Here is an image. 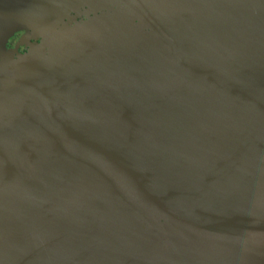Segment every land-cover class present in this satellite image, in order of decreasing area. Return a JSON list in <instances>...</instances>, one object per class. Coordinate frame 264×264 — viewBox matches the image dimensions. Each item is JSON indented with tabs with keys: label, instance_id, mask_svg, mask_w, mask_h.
Listing matches in <instances>:
<instances>
[{
	"label": "water",
	"instance_id": "obj_1",
	"mask_svg": "<svg viewBox=\"0 0 264 264\" xmlns=\"http://www.w3.org/2000/svg\"><path fill=\"white\" fill-rule=\"evenodd\" d=\"M76 1L0 0V264H264V0Z\"/></svg>",
	"mask_w": 264,
	"mask_h": 264
},
{
	"label": "rangeland",
	"instance_id": "obj_2",
	"mask_svg": "<svg viewBox=\"0 0 264 264\" xmlns=\"http://www.w3.org/2000/svg\"><path fill=\"white\" fill-rule=\"evenodd\" d=\"M98 1L99 0H78L75 3L70 2V9H67L63 13L67 14L81 5L82 7H85ZM117 10L118 9H115L113 14H101L98 17L94 14L85 15L84 19L78 20L79 22L77 24L71 25L68 28V38L73 39L76 42L77 45H75V47H77V49H80L82 46H86L88 43H94L95 52L102 54L104 57L112 56L118 58L120 53L118 38L112 37L119 34L122 31V27L128 23L126 22V17L121 16L122 14L115 17L109 16L116 15ZM121 11L122 9L119 8V14ZM57 15L58 14L55 13L54 17ZM56 20L57 19H39V22L42 24H52L55 23ZM96 35L99 36L97 42H95ZM31 45L35 46V43H30L28 48H31ZM114 47L117 48V51ZM20 54L22 55V53ZM133 225L136 226V223L133 222ZM220 237H222V235L216 234V238Z\"/></svg>",
	"mask_w": 264,
	"mask_h": 264
},
{
	"label": "flooded vegetation",
	"instance_id": "obj_3",
	"mask_svg": "<svg viewBox=\"0 0 264 264\" xmlns=\"http://www.w3.org/2000/svg\"><path fill=\"white\" fill-rule=\"evenodd\" d=\"M85 9L84 7H81L79 8L78 10H83ZM77 10V11H78ZM76 12L75 11H70V13H68V15L72 16L74 15ZM55 14L52 13L50 15H48L45 19H56V17H54ZM84 14L79 16V17H76L77 20H80V19H84ZM68 18V17H66ZM65 18V19H66ZM45 25V24H44ZM46 25H49V24H46ZM32 30H30V28L28 26H20L17 28V30H15V32L10 35L6 41V48L11 50V49H14L16 47V45L21 41V39L23 38V36L31 33ZM41 41V38L37 37V38H30V39H27L25 42L21 43L17 50L19 53H26L28 50H29V44L30 43H39Z\"/></svg>",
	"mask_w": 264,
	"mask_h": 264
}]
</instances>
